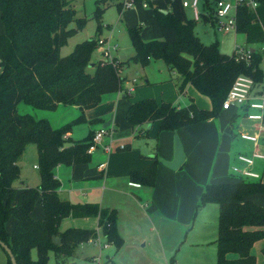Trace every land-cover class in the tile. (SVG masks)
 Segmentation results:
<instances>
[{
    "label": "trees",
    "instance_id": "obj_1",
    "mask_svg": "<svg viewBox=\"0 0 264 264\" xmlns=\"http://www.w3.org/2000/svg\"><path fill=\"white\" fill-rule=\"evenodd\" d=\"M255 1V11L245 6L236 10L235 33L244 36L246 45L254 46L242 48L247 53L243 57L236 49L230 55L221 53L217 41L203 44L194 32L195 21L186 16L181 0L148 3L153 8L161 39L145 42L140 38L139 28L128 29L135 52L133 61L143 64L161 59L170 71L178 74L180 92L191 85L209 99L211 108H199L192 100L184 107H177L165 102L157 104L151 98L142 99L131 104L125 113L135 137H146L145 127L156 121L161 132L216 118L238 75L252 78L259 87L264 83V70L260 68L264 50L259 48L264 45V0ZM100 12L97 4L93 16L97 22ZM0 18L4 28V34L0 35V241L10 249L16 264H49V254H53L55 264H70L77 246L95 241L98 233L96 229L76 227L60 231L61 223L66 219L96 218L104 245L118 250L123 241L116 226L117 211L95 203L61 199L54 170L57 166L73 167L90 161L92 154L86 151L93 132L79 140H71L68 134L72 126L85 122V110L96 106L104 95L121 90L119 67L127 61L90 64L100 24L93 37L76 44L68 55H59L67 39L85 25V19L76 17L71 0H0ZM202 20L211 23L205 15ZM71 23L75 28H68ZM21 102L48 112L60 105L74 106L79 116L52 128L45 118L18 115L16 107ZM30 143L36 148L40 183L17 191L14 183L19 179V161ZM154 160L143 170L130 172V182L153 187L157 156ZM253 193H264V183L244 179L204 185L196 209L208 203L218 207L217 264H255L251 247L264 238V207L245 200ZM14 194L17 202L11 207L9 199ZM38 200L43 216L34 220L29 212ZM11 216L15 225L9 234L5 223ZM53 237L59 240L58 244L53 243ZM5 256L7 264H11Z\"/></svg>",
    "mask_w": 264,
    "mask_h": 264
},
{
    "label": "rangeland",
    "instance_id": "obj_2",
    "mask_svg": "<svg viewBox=\"0 0 264 264\" xmlns=\"http://www.w3.org/2000/svg\"><path fill=\"white\" fill-rule=\"evenodd\" d=\"M104 1L105 0H71V6L75 11L76 17L85 19V25L81 30L75 31L67 39L66 44L59 49V55H68L76 44L93 37L97 25L100 24V31L96 34L97 39H108L109 41L105 46L112 45L113 43L118 44L119 50L115 54L117 56H126V69L124 65L119 67V76L121 77L123 74L127 78L122 76L124 77L123 79L126 80L124 84V89L126 90L121 88L118 93L104 95L96 106L85 110L83 112L85 122L72 126L68 137H70L71 140L82 139L87 136L90 130L97 128L99 125L102 127V120L104 123L111 121L110 125L106 127L108 129L106 138L109 140L112 138V135H116L117 139H119L114 141V145L112 146L123 145L125 147L129 145V148L133 149L132 141L134 137H132V135H135V130L131 129L125 120L126 109L131 104L142 99L151 98L157 104L165 102L177 107H184L189 103V97L191 96L194 97L195 104L200 108L210 109L211 103L209 99L200 94H195L196 92L191 85L185 86L182 92L178 90L177 86L180 83L178 74L175 72H168L166 65L161 59H151L143 64L139 61H133L132 57L135 52L127 35L128 29L139 28L140 38L145 42L161 39L160 28L154 16L153 8L148 5L151 0ZM123 2H125V4L128 3V5L122 6ZM97 4L101 8L99 22L93 17ZM143 4H145V6H143ZM202 9L204 8H199L200 11H202ZM186 14H188L190 19L192 18L191 9H187ZM68 28H75V24H69ZM194 32L203 44L208 45L217 41L218 49L223 54L230 55L236 48H254V46L246 45L242 34L231 31L229 33L215 32L214 28L211 27L210 24L203 22L201 18L199 21L195 22ZM2 34H4V28L0 18V35ZM259 48L264 50V45L259 46ZM100 59H102V54L98 48H96L91 55L90 64ZM260 68L264 70V57H262L260 62ZM123 69H125V73ZM132 80H135V82L132 83ZM260 87L264 88V83H262ZM124 94L127 95L124 96ZM16 113L18 115H29L34 119L45 118L52 128H58L79 116L74 106L60 105L56 110L48 112L33 109L24 102L18 104ZM221 113L222 111L219 112V114ZM219 114L216 118L219 117ZM113 116L114 119H112ZM156 122H154L155 124L152 126L147 125L145 127V129H147L146 137H157L159 133L166 132H159V122ZM156 124L157 130H155ZM159 135L157 140L155 139L156 144H158V150L160 146L158 140ZM113 139L114 138H112V140ZM129 148L120 151V153L123 151V153L130 151ZM162 148L165 149L164 142H162ZM169 148L171 152H173L172 147L170 146ZM111 152L115 153L114 148ZM106 157L107 155H105V159ZM99 158V154L91 155L90 161L83 164V166L90 168L89 174H84L79 179L76 177L71 178L67 174L68 169L62 167V177L59 178L60 187L58 189L61 198H70L68 200L71 201L80 200V198H76L78 196L83 197L82 194L85 193L86 200H95L98 196L103 197V203L109 205L110 208H121V206H124L126 203H130L129 198L121 195H113V191L109 189L111 186L124 189L126 180L121 181L112 178L108 180L109 184H107L103 179L98 178L97 175L94 174L93 168L95 164L101 160ZM158 159L166 161L161 157H158ZM113 164L112 173L114 174L119 172L120 162L117 163L114 160ZM33 166H38V159L35 145L30 143L25 147L19 161V179L14 183L17 191L21 188L37 187L39 185V170L34 169ZM132 193L136 194L135 191H132ZM16 202L17 194H14L9 199V205L14 207ZM185 214L189 217L188 224L179 229L173 224L174 220L172 219V229L166 231L161 237H158L156 234L154 235L153 232L149 230L151 226L149 220L137 222V224H135L137 229L135 232H132L131 238L133 239L126 244L128 248H124L126 249V254L117 255L118 257L115 256L114 261L117 264H217L215 253L216 246L214 242L216 240L218 207L215 204L208 203L198 209L194 206L190 213ZM29 215L34 220L42 219V205L39 200L35 202ZM176 216L173 215V217ZM134 219H130L129 223L125 220L129 229H131L132 224L130 223L135 221ZM69 220L71 219H66L61 223L59 228L60 231L71 226L68 223ZM154 221L156 220H153V222ZM167 221L168 220H165L164 223L168 224L169 222ZM14 225L15 219L11 216L5 223V229L9 234L13 231ZM142 237L149 240L146 247H142L145 243ZM149 237L150 239H147ZM102 245L104 244L100 242L94 243L92 241L79 244L75 249L74 257L70 260V264L88 263V259L97 262L102 261V264H111L105 262V255L112 257L114 248H103ZM171 246L173 247V251H167ZM129 248L136 250V252L131 253ZM251 252L255 258V264H264V238L253 244ZM143 253L145 255H143ZM31 254L32 258L35 259V252L33 251ZM48 263L55 264L53 254H49ZM0 264H7L6 256L1 248Z\"/></svg>",
    "mask_w": 264,
    "mask_h": 264
},
{
    "label": "crops",
    "instance_id": "obj_3",
    "mask_svg": "<svg viewBox=\"0 0 264 264\" xmlns=\"http://www.w3.org/2000/svg\"><path fill=\"white\" fill-rule=\"evenodd\" d=\"M185 12H187V9H185ZM186 16L190 19L188 14H186ZM121 57H124L121 60H126V56L119 55V58ZM124 66L126 69L127 63L124 64ZM125 69H123L124 73ZM166 69L168 72L173 73V71H170L167 67ZM122 76L125 75L122 74ZM122 76V89H124L126 80H124V77ZM133 82H135V80H132V83ZM145 83L147 84L146 81ZM257 90H259V88L255 89V91ZM261 90L264 91V89ZM195 94L198 93L196 92ZM254 94L259 96L261 93ZM189 99L194 102V97L190 96ZM197 107L199 106L197 105ZM221 111L222 113L219 114L218 118L201 121L179 128L176 131H166L161 134L159 133V150L158 144H156L158 135L157 137L148 136L144 138H135V136L132 135V137H134L132 141V146L134 147L133 149H130V146L128 145L125 146L123 150H127L129 148L130 151L125 153H123V151L120 153L122 150L118 149L119 145L112 146L115 153L110 152L106 159L101 148L99 147L96 149L93 154H99V159L101 160L95 164L93 168L94 174L97 175L98 178L103 179V181L107 184H109L108 180L112 178L119 179L121 181L126 180L124 189H119L114 186H111L109 189L113 191V195H121L129 198L130 203H126L124 206H121V208H110L109 205L103 203V197L98 196L95 200H86L85 193L82 194L83 197L78 196L76 198H80V200H68L70 198L65 200H68L71 203H95L101 208L115 209L117 211L116 226L123 243L116 251L111 245L106 244V247L102 245L103 248H112L114 250L112 257L105 255V262L111 264L113 262L116 263L114 261L115 256L118 257L117 255L126 254V249L124 248H128L126 247V244L132 241V232L136 231L137 227H135V224L139 221L149 220L151 223L149 230L158 237H161L166 231L172 229V219L174 220L173 224L177 226V228L180 229L182 226L184 227L189 223V217L185 213H190L194 206L196 208L198 198L201 195L205 184L234 183L245 179V177H243L240 173H233L231 171L232 167H237L240 171L246 170L253 172L258 175V178L254 180H259L264 183V159L255 158L253 159V163L249 166L244 165L237 159L239 155H245L247 157H252L254 153L264 155V132L259 131L258 122L249 121L245 118L246 114L256 113V111H244L241 107ZM112 119H114V116ZM102 122L105 124L103 120ZM154 124L155 123L150 126ZM260 124H264V120H262V123ZM99 128H101V125L93 130H90V132H94ZM155 130H157V124L155 125ZM240 134L257 136L256 144L240 139ZM174 135L177 136L180 144L182 143L181 147H183L184 151V161L180 168L177 170H171L162 165L160 162L161 159H158L156 163V174L153 187L140 186L138 184L131 183L129 180L130 172H139L145 167L152 165L155 162V156H157V158L161 157L166 161L172 160L173 152H171L169 147L171 146L173 150ZM112 138L114 139L112 140ZM112 138L110 139L112 141V145H114V141L119 139H117L116 135H112ZM109 140L104 137L102 140L103 145L108 143ZM162 142L165 143V149L162 148ZM114 160L117 163L120 162L121 165L119 164V172L113 174L112 167L114 165ZM99 164H103V168H98ZM62 167L65 166H57L54 170V178L58 181L59 178L62 177ZM33 168L37 169L35 166H33ZM66 168L68 169L67 174L71 178L76 177L77 179L82 177L84 174H89L90 170L89 167H85L83 164ZM132 191H135L136 194L132 193ZM58 196L60 197L59 191ZM245 200H249L264 207V193H253L246 196ZM173 215L177 216L173 217ZM130 219H134L136 221H133L134 223H130L132 224L131 229L128 228V224L126 223V221L129 223ZM153 220L156 221L153 222ZM165 220H168L167 222L169 223H164ZM68 223L71 225L69 227L96 229L98 235L96 240L92 242H100L104 244L103 237L100 235V231L97 227L96 218L71 219ZM147 239H150V237ZM142 240L145 241L142 247H146L149 240H146L143 237ZM130 250L131 253L136 252L134 249ZM167 251H173V247L171 246V248ZM143 255L145 254L143 253ZM232 257L233 256H231V258ZM92 261V259H88V263L85 262L84 264H89ZM95 264H102V261H96Z\"/></svg>",
    "mask_w": 264,
    "mask_h": 264
},
{
    "label": "built area",
    "instance_id": "obj_4",
    "mask_svg": "<svg viewBox=\"0 0 264 264\" xmlns=\"http://www.w3.org/2000/svg\"><path fill=\"white\" fill-rule=\"evenodd\" d=\"M125 2L122 3V6H127ZM181 5L184 9H191L192 19L196 22L202 19V15L209 17L211 20V27L214 28L215 32L218 33H229L235 32L236 24V10L239 6H245L250 11H255L257 3L255 0H208L204 3V0H181ZM145 6V4H143ZM202 11L199 10V8ZM108 39H97L96 48L102 54V59L98 60L101 64H115V60H119V56L115 53L119 50V46L116 43L112 45H107ZM239 55L246 56L247 53H244L242 48H236L235 50ZM260 87L253 81L252 78L245 75H238L232 85L230 86L221 106V110H229L231 108L241 107L244 111H256V113H248L245 115V118L249 121H254L259 123V131L264 132V91H255ZM129 92V91H128ZM254 93H261L259 96H256ZM108 135L107 128H99L93 132L91 143L88 146L86 151L87 154H93L96 149L99 147L105 155H108L112 151V141L109 140L108 143L102 144L104 137ZM240 139L245 141H250L253 144L257 142V136L240 134ZM119 150H123L124 146L119 145ZM264 159V155L259 153H254L252 157H247L245 155H239L237 159L246 166H249L253 163V159ZM103 164H99L98 168H103ZM36 168V167H35ZM231 171L233 173H240L245 179H257L258 175L250 171H240L237 167H232ZM106 247V245H104ZM96 261H92L89 264H95Z\"/></svg>",
    "mask_w": 264,
    "mask_h": 264
},
{
    "label": "water",
    "instance_id": "obj_5",
    "mask_svg": "<svg viewBox=\"0 0 264 264\" xmlns=\"http://www.w3.org/2000/svg\"><path fill=\"white\" fill-rule=\"evenodd\" d=\"M124 57H121L120 59H123ZM110 125V121L103 124V128H106ZM149 128V127H148ZM184 161V155L182 151L181 144L179 142V139L176 135L173 136V158L171 161H164L160 160L161 164L165 167L171 169V170H177L180 168ZM53 243L56 245L59 243V240L53 237ZM0 248L4 251V253L7 255L9 261L11 264H16L15 258L13 254L11 253L10 249L0 241Z\"/></svg>",
    "mask_w": 264,
    "mask_h": 264
}]
</instances>
